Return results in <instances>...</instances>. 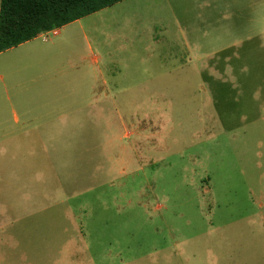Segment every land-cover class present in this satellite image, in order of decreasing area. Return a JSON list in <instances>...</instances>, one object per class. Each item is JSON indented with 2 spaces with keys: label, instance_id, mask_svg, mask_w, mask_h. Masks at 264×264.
<instances>
[{
  "label": "rangeland",
  "instance_id": "1",
  "mask_svg": "<svg viewBox=\"0 0 264 264\" xmlns=\"http://www.w3.org/2000/svg\"><path fill=\"white\" fill-rule=\"evenodd\" d=\"M59 31L69 75L31 129L57 138L0 140V264H264V0Z\"/></svg>",
  "mask_w": 264,
  "mask_h": 264
},
{
  "label": "crops",
  "instance_id": "2",
  "mask_svg": "<svg viewBox=\"0 0 264 264\" xmlns=\"http://www.w3.org/2000/svg\"><path fill=\"white\" fill-rule=\"evenodd\" d=\"M64 43L37 37L0 52V140L57 138L36 136L31 129L37 114L51 112L55 91L69 75L62 73L59 63L54 70V59L62 58Z\"/></svg>",
  "mask_w": 264,
  "mask_h": 264
},
{
  "label": "trees",
  "instance_id": "3",
  "mask_svg": "<svg viewBox=\"0 0 264 264\" xmlns=\"http://www.w3.org/2000/svg\"><path fill=\"white\" fill-rule=\"evenodd\" d=\"M125 0H2L0 52Z\"/></svg>",
  "mask_w": 264,
  "mask_h": 264
},
{
  "label": "built area",
  "instance_id": "4",
  "mask_svg": "<svg viewBox=\"0 0 264 264\" xmlns=\"http://www.w3.org/2000/svg\"><path fill=\"white\" fill-rule=\"evenodd\" d=\"M58 34H59L58 29H54V30H52V31L45 32V33L41 34L39 37H40L44 42H47V41H49V37H50L51 35L57 36Z\"/></svg>",
  "mask_w": 264,
  "mask_h": 264
}]
</instances>
